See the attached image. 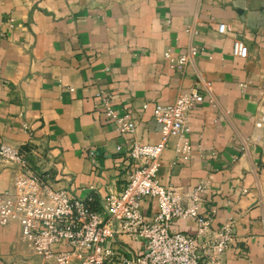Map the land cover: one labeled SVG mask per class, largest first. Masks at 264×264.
I'll return each mask as SVG.
<instances>
[{
	"label": "crops",
	"instance_id": "crops-1",
	"mask_svg": "<svg viewBox=\"0 0 264 264\" xmlns=\"http://www.w3.org/2000/svg\"><path fill=\"white\" fill-rule=\"evenodd\" d=\"M236 38L247 58L233 54ZM193 88L205 101L190 114L191 151L177 153L171 138L159 179L183 192L205 184L200 214L211 218L210 234L234 222L225 263L264 264V125H256L264 109V0H0V144L22 148L35 171L75 198L121 192L135 166L130 138L95 107L101 90L131 113L135 139L156 144L153 105ZM12 177L0 164V193ZM141 206L148 219L158 211L151 197ZM177 227L198 230L193 219ZM115 245L140 249L124 235ZM31 258L40 264L20 227L0 225V264Z\"/></svg>",
	"mask_w": 264,
	"mask_h": 264
},
{
	"label": "built area",
	"instance_id": "built-area-1",
	"mask_svg": "<svg viewBox=\"0 0 264 264\" xmlns=\"http://www.w3.org/2000/svg\"><path fill=\"white\" fill-rule=\"evenodd\" d=\"M233 54L241 58L249 55L240 38L234 41ZM189 58L188 54L180 56L176 67L182 69ZM204 101V94L193 88L171 104L155 103L153 113L161 125V140L141 144L134 137L137 126L131 113L117 108L112 95L101 90L95 107L114 124L118 134L130 138L126 151L135 166L121 192L100 200L71 196L67 189L55 187L48 173L35 171L22 148L0 144V164L13 172L12 188L0 193V225H18L20 240L40 264H226L223 256L235 240L233 220L210 234L211 218L200 214L205 184L183 192L163 185L158 176L160 158L171 138L177 140V153L191 151L190 114ZM261 103L264 108V96ZM256 125H264V109ZM149 197L158 203V211L150 219L141 206ZM187 219L196 221V234L177 227V222ZM121 235L138 241L139 251L116 247ZM20 264L36 261L31 258Z\"/></svg>",
	"mask_w": 264,
	"mask_h": 264
}]
</instances>
